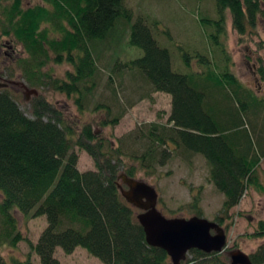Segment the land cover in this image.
<instances>
[{
  "label": "trees",
  "instance_id": "1",
  "mask_svg": "<svg viewBox=\"0 0 264 264\" xmlns=\"http://www.w3.org/2000/svg\"><path fill=\"white\" fill-rule=\"evenodd\" d=\"M41 1L25 8L24 0H0L1 34L23 48L26 58L18 64L31 88L63 94L83 114L86 98L98 87L94 57L98 46L109 40L119 44V27H128L127 45L141 55L116 66L137 72L155 92L172 97L169 127L149 125V145L138 159V171L163 166L170 145L200 155L209 165L211 183L224 196L225 213L240 203L246 189L258 185L255 174L264 158V101L238 81L227 56L220 66L209 55L183 54L191 70L178 73L171 51L157 43L146 20L133 21L125 0ZM211 1L217 18H201L200 25L213 31L208 32L209 41L218 48L212 55L225 53L219 39L226 36L228 13L240 35L246 27H255L258 16L264 18L261 0ZM193 59L205 67L204 72L192 70ZM50 63H66L71 70L58 79L46 70ZM258 72L264 80V68ZM93 109L107 111L108 107L97 104ZM31 110L33 118L22 113L9 92L0 91V248H15L24 240L17 229L16 212L46 220L37 243L30 246L41 264H60L56 250L71 254L77 247L102 264H171L165 251L147 245L135 209L119 192L120 165L107 157L91 124L79 130L78 122L67 121L43 95L33 97ZM118 118L102 121L100 126L114 127ZM75 147L93 158L95 172L79 171ZM136 173L129 168L122 174L135 178ZM217 219L221 226L223 220ZM258 228L256 236L264 235V222ZM258 249L249 260L264 264V246ZM183 263L230 264L221 253L198 250L189 251ZM0 264H7L1 256Z\"/></svg>",
  "mask_w": 264,
  "mask_h": 264
},
{
  "label": "rangeland",
  "instance_id": "2",
  "mask_svg": "<svg viewBox=\"0 0 264 264\" xmlns=\"http://www.w3.org/2000/svg\"><path fill=\"white\" fill-rule=\"evenodd\" d=\"M41 3V0H24V7ZM124 3L131 11L133 21L139 18L146 20L157 43L171 51L174 71L185 73L191 70L186 67L183 54L209 55V59L220 66L223 65L222 58L227 56L230 71L238 81L252 91L257 99L264 101V80L258 72L260 67L264 68V18L261 15L258 16L254 28L248 26L245 33L240 35L233 28V20L228 13L225 18L226 36L221 35L219 39L225 53L220 55L215 51L212 55L213 49L218 48L209 41L208 32L213 31L203 30L200 25L201 18H217L215 5L211 0H125ZM260 5L264 10V0H261ZM153 22H158L159 26H153ZM119 28L122 30L119 44L109 40L100 44L95 52L94 57L99 67L98 87L86 98L83 114L77 110L71 98L53 90L33 89L29 86L22 68L19 67L20 63L18 64L21 59L26 58V54L21 45L4 37L1 30L0 91L5 89L9 92L22 113L29 118L34 117L31 112L33 97L43 95L64 114L67 121L78 122L79 130L83 124L90 123L93 132L102 140L107 157L120 165V174L129 168H135V178L156 189L157 209L166 218H192L199 214L201 218L215 223L217 218H221V228L226 235V249L221 254L222 260L226 259L230 263L229 253L235 250L248 256L255 254L258 248L264 246V235L256 236L260 233V223L264 222V158L258 164L255 174L260 188L256 184L251 185L246 189L240 203L227 213L222 210L224 196L211 183L209 165L200 155L188 154L181 148L170 145L166 148L169 157L163 166L156 165L152 171H138L141 167L138 159L149 145L146 138L149 125L157 123L169 127L167 123L172 111V97L155 92L137 72H128L116 66L117 63L141 55L140 51L127 45L128 27ZM190 63L192 70L205 71L198 59H193ZM46 70L55 78L62 79L71 68L66 63H50ZM97 104L105 105L108 110L93 112ZM261 112L264 114V109ZM117 116L119 122L114 127L100 126L102 121H110ZM255 123L258 128L262 124L260 119ZM73 152L78 156L77 168L80 172H95L94 160L87 152L78 147ZM139 213L135 209V216ZM14 215L18 232L24 240L18 242L15 248L2 246L0 256L7 264H41L30 246L37 243L45 229V218L25 217L16 212ZM55 257L60 264H102L85 249L78 247L71 254L57 249Z\"/></svg>",
  "mask_w": 264,
  "mask_h": 264
},
{
  "label": "water",
  "instance_id": "3",
  "mask_svg": "<svg viewBox=\"0 0 264 264\" xmlns=\"http://www.w3.org/2000/svg\"><path fill=\"white\" fill-rule=\"evenodd\" d=\"M119 182L123 199L140 212L136 219L147 245L165 251L171 264H183L191 250L205 254L225 250L226 235L219 224L197 216L168 219L157 209L158 193L153 186L125 174L119 176ZM229 258L230 264H253L239 250L230 252Z\"/></svg>",
  "mask_w": 264,
  "mask_h": 264
}]
</instances>
